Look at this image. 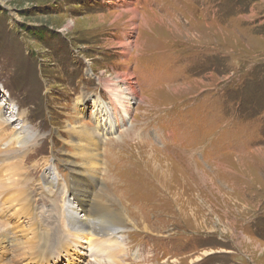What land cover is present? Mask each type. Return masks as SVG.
<instances>
[{"label":"rangeland","instance_id":"obj_1","mask_svg":"<svg viewBox=\"0 0 264 264\" xmlns=\"http://www.w3.org/2000/svg\"><path fill=\"white\" fill-rule=\"evenodd\" d=\"M117 73L128 114L94 113ZM0 187V264H264V0H0ZM94 197L123 221L88 244Z\"/></svg>","mask_w":264,"mask_h":264},{"label":"bare ground","instance_id":"obj_2","mask_svg":"<svg viewBox=\"0 0 264 264\" xmlns=\"http://www.w3.org/2000/svg\"><path fill=\"white\" fill-rule=\"evenodd\" d=\"M107 1L108 2H111V0H107ZM120 14H122V15H130V16H133V17H138V13H137V11L135 9L127 10V11H124L123 13H120ZM120 14H119V17H120ZM141 24L143 25V22ZM118 46H119L118 48L120 50V53L123 54V55L124 54L125 55L128 54L129 51H130V48H131V45L129 43H126V44H120L119 43ZM130 79H131V75L130 74H127V73H117L113 77V79L103 80L102 82H103V85L105 87V90H106L108 96L110 97L111 104H110V106L108 105L107 107L106 106H101L102 107L101 108L99 106L98 102H97L94 105V113H96V114L98 113L99 114L102 111L108 113L109 110L111 108H113L116 111L118 110L120 113H124L123 116H126L128 114V111H129L128 108L130 107L128 105L129 101H132V100L136 99L137 94H138L135 84L132 83V82H130ZM19 115H17L18 118L19 119L20 118L22 119V117L19 116ZM116 115H118V112L116 113ZM12 117H14V116H12ZM97 118L100 119L98 116H97ZM16 119H17L16 117H15L14 120H10V118H9V120L12 123L14 121H17ZM3 120H5V119H3ZM102 122H107V124L101 123V126H103L105 129L103 130L102 127H101V129H102L101 131H99V132L97 131V132L91 133L96 138V140L99 141V142L101 141V139L103 138V136H106L105 133H101V132H105L106 130H109L110 129V126H111V117H108L107 118L104 115L103 116V119H102ZM17 125L20 126V127H19L18 130H16L15 128H13L14 131H15L13 133L14 138H12L6 144H7V146H10V144L12 145V142H13L14 145H18L19 147H21L22 149H24L27 146V143H29V141L31 139H30V137H27L26 136V131H27L26 129L27 128L25 129L24 123L23 124L21 123V125H20L19 122H18ZM99 127H100V125H99ZM70 128L74 130L77 127L70 126ZM80 129H81L80 130L81 133H84L85 131H87L86 128L83 129V130H82V128H80ZM85 135L87 136V134H85ZM89 137H90V135H89ZM100 143H102V142H100ZM89 156H92V154H89L87 156V158H88L89 161L95 160V157H89ZM84 157H86V156H84ZM69 165H70L69 171L71 173L70 182H73L74 183V186L72 187V190L75 193H77L78 195L82 196V197H85L87 194H90L91 195L92 194L91 193V190L90 189H87L86 186H89V188H90L91 185L95 186V185L98 184L95 181V179L92 177L93 176L92 175L93 173H91L92 170H94L95 168H97L96 167V163L95 162H91V166H87V167H89V169L90 168L92 169L91 171L86 170L84 168L85 165L83 166L82 163L79 164V163L69 162ZM82 177L90 178L93 181V183L87 184L88 182L84 181L82 179ZM51 180L52 181H49L50 184H52L53 178H51ZM9 182H10V180H9ZM82 200H83V198L81 199V201ZM88 203H89L88 206H86V208L84 207L85 209L82 208L83 206H81V203L75 205L76 202H73V204H71V205L69 204V206L67 207V209H66L67 217L66 218L68 220V228L70 229V231H72V234L71 235H74L75 238H77V236H76V234H74V232H76V231L79 230V229H77V227H80L81 228V231H82L81 236L83 237L84 240H86V242L88 241V244H91L93 241H96L94 239V237H96V236H101L103 238H109L110 237L111 240L114 239L115 234L116 233L118 234L119 231H120V230H118V227L122 225L123 219L120 217V215L117 212H114L113 210H108V208L106 207V205L103 204L102 200L99 199L98 197H94V198L90 199ZM78 205H80V206H78ZM91 219H92V221H90ZM28 224H29V222H28ZM73 226L76 227L77 230ZM5 251H6V249H5ZM107 251H109V250H107ZM3 256H2V258H3ZM41 256L42 255H40V257Z\"/></svg>","mask_w":264,"mask_h":264}]
</instances>
